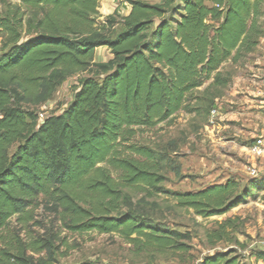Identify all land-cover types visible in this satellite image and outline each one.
Instances as JSON below:
<instances>
[{"label": "trees", "instance_id": "1", "mask_svg": "<svg viewBox=\"0 0 264 264\" xmlns=\"http://www.w3.org/2000/svg\"><path fill=\"white\" fill-rule=\"evenodd\" d=\"M118 1L131 9L118 34L113 18L97 25L101 0H17L0 12V231L14 218L27 224L40 207L52 217L36 224L42 234L2 241L0 264H60L74 249L64 232L118 235L138 254L194 259L192 235L163 224L160 204L147 199L211 218L264 187L229 178L168 190L159 155L133 143L141 129L196 111L188 97L212 77L214 86L228 84L219 69L259 44L264 0ZM100 48L108 61H96ZM80 73L89 76L67 109L40 120L37 109ZM231 226L226 219L208 241H231ZM234 253L199 264H240Z\"/></svg>", "mask_w": 264, "mask_h": 264}, {"label": "rangeland", "instance_id": "2", "mask_svg": "<svg viewBox=\"0 0 264 264\" xmlns=\"http://www.w3.org/2000/svg\"><path fill=\"white\" fill-rule=\"evenodd\" d=\"M143 1L155 3L157 0ZM16 3L17 0H0V12L5 11L9 4ZM129 9V5L122 4L118 0H101L96 23L102 27L108 23L109 19L113 18L117 22L113 32L118 34L122 31L123 18L128 15ZM262 22L264 23V17ZM1 47L0 39V49ZM256 49L257 47L251 52L242 53L236 60L229 59L221 66L219 72L222 79L228 81L227 85L214 86L212 77L203 87L189 95L188 104L196 111L192 113L181 111L173 119L152 129H141L133 138V143L151 148L159 155L164 167L163 174L167 179L163 185L166 189L195 192L212 184L224 183L229 178L241 180L242 187L247 186V180L254 178L264 184V170L259 174L250 172L252 164L264 167L263 163L249 157L248 153L241 156L227 150L220 152L213 147L211 142H206L201 132L203 125L208 121L207 117L211 106L215 104L216 100L228 95L234 77L238 75L241 67L248 62L249 56ZM110 58L108 49L100 48L97 51V62H106ZM88 76L89 73H80L68 78L58 88L51 101L37 109L38 113L42 114L44 118L61 114L73 101L79 81ZM260 123L259 129L262 130L264 123L261 121ZM174 168L180 171L179 176L173 172ZM125 192L131 194L134 202L141 198L138 193L128 190ZM155 201L160 204V213L157 217L162 218L163 224L192 235L190 254L194 259L186 258L181 262L167 256L138 254L118 235H99L97 233L73 235L64 232L74 249L69 251L66 257L60 258L59 263L199 264L205 257L232 251L235 252L234 256H238L240 264H264V187L260 190H252L247 203L234 208L223 216L211 218L199 217L192 210L175 208L173 203L164 197L147 199L148 204ZM32 218V221L25 225L20 224L14 218L5 230L0 231V244L2 241H8L11 235H19L26 240L27 235L42 234L41 227L36 224L42 222L49 226L52 219L47 213H44L42 207L32 211ZM226 219L233 221V226L229 228L231 241L210 243L208 233L217 230L219 224Z\"/></svg>", "mask_w": 264, "mask_h": 264}, {"label": "crops", "instance_id": "3", "mask_svg": "<svg viewBox=\"0 0 264 264\" xmlns=\"http://www.w3.org/2000/svg\"><path fill=\"white\" fill-rule=\"evenodd\" d=\"M241 68L228 95L215 101L212 109L217 112L215 119L211 121L210 111L201 132L206 142H211L220 152L227 150L241 156L248 153L251 157L249 146L255 139L264 137V128L259 129L260 121L264 123V86L261 82L264 78V37ZM263 170V166L256 164L250 168L253 174Z\"/></svg>", "mask_w": 264, "mask_h": 264}, {"label": "built area", "instance_id": "4", "mask_svg": "<svg viewBox=\"0 0 264 264\" xmlns=\"http://www.w3.org/2000/svg\"><path fill=\"white\" fill-rule=\"evenodd\" d=\"M261 82H262V85L264 86V78L262 79ZM262 112L264 113V103L262 104ZM216 113H217L216 110H213L211 112L210 117H211L212 122L215 119ZM39 116H40V120L44 119L42 114H40ZM248 150L252 158L259 160L261 163L264 164V137L258 138L257 140H255V142H253L249 146Z\"/></svg>", "mask_w": 264, "mask_h": 264}]
</instances>
